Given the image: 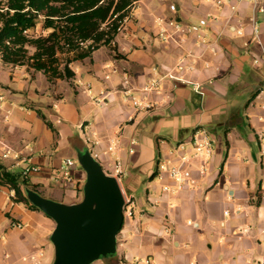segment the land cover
<instances>
[{
  "label": "crops",
  "instance_id": "obj_1",
  "mask_svg": "<svg viewBox=\"0 0 264 264\" xmlns=\"http://www.w3.org/2000/svg\"><path fill=\"white\" fill-rule=\"evenodd\" d=\"M257 1L264 9V0ZM172 3L186 23H198L209 15L218 19L207 29L208 37L218 40V54L208 52L198 61L197 78L205 94L188 86L174 88L166 81L149 96L152 108L137 110L124 94L125 78L140 90L157 71L164 74L174 67L188 49L200 54L192 38L183 45L164 44L157 38L156 19L170 16ZM252 18L264 43V12L254 11L250 3L232 14L210 0H139L131 20L112 43L115 50L102 46L90 57L73 61V79L51 84L41 72L7 66L0 60V155L8 146L39 168L27 178L29 189L73 204L81 199L86 174L77 164L68 172L70 179L65 177L66 160L76 161L77 151L90 150L98 154L108 174L113 173L115 159L123 161L121 187L135 198L136 213L118 236L117 256L102 264H146L148 258L153 264H264V162L261 155L257 161L249 147L255 143L260 148L257 133L264 130V64L254 65L260 48L253 39ZM239 28L244 36L234 32ZM64 57L73 60L74 54ZM205 61L211 64L208 70ZM229 88L232 95L253 92L244 111L233 112L228 124L240 125L239 114L246 115L249 133L237 138L228 129L226 135L228 148L248 144V151L237 161L228 153L222 162L224 150L215 143L206 176L195 172L197 188L163 194L160 183L153 191L144 189L147 181L156 180L159 155L175 144L155 136L146 123L157 119L160 129L167 126L174 134L176 144L187 141L196 127H205L223 113L221 100ZM105 92L107 104L99 106L95 99ZM135 93L142 96L140 91ZM256 102H263L259 109H254ZM141 113L146 116L140 118ZM179 134L183 137L178 138ZM110 146L115 148L113 153L108 151ZM0 168L23 181L14 160L0 161ZM12 190L0 184V264H53L50 237L55 223L17 201V194L13 199ZM139 193L142 197H137Z\"/></svg>",
  "mask_w": 264,
  "mask_h": 264
},
{
  "label": "built area",
  "instance_id": "obj_2",
  "mask_svg": "<svg viewBox=\"0 0 264 264\" xmlns=\"http://www.w3.org/2000/svg\"><path fill=\"white\" fill-rule=\"evenodd\" d=\"M214 5L222 10H228L232 14H236L240 11L242 4L250 3L253 6L254 11L264 12V9L259 6L257 0H210ZM137 2L133 4L127 15L121 21L119 32H121L126 24L131 20L133 10ZM170 16H160L156 19L157 26V38L164 44L174 43L183 45L192 38L193 48L199 50L200 54H196L193 49H188L184 56H182L176 65L167 70L164 74H157L146 82V84L140 89L136 90L132 87V83L129 77L125 78L123 85L125 87L124 94L137 110H150L152 105L149 102V96L157 93L166 81H170L174 88L179 86H188L195 93L204 96L205 92L203 85L198 80V61L201 60L206 53H211L216 56L218 54V40L210 39L207 35V29L210 24L216 23L218 19L215 16L209 15L207 18L201 19L198 23H186L183 21L178 13L177 4L172 3L169 5ZM118 16L114 17V20ZM252 28L253 39L260 48V55L254 58V65L260 66L264 64V43L261 40L259 25L255 18L250 20ZM234 32L238 36H244V30L242 28L235 29ZM211 68V64L208 61L204 62V69ZM156 71V69H154ZM136 91L142 93L141 97L136 96ZM109 94L102 93L100 97L95 99L99 106H105L107 104ZM0 100H3L0 97ZM260 155L264 162V130L257 133ZM136 142L133 141L132 145ZM94 146H98V142L93 143ZM115 148L110 146L108 151L113 153ZM95 159L98 158V154L91 152ZM215 154V140L211 136L207 128L199 126L196 127L190 138L187 141L179 142L172 146L168 152L164 155L161 153L158 157L156 164V177L162 182L163 194H178L186 190H193L198 186V179L195 177V172H198L199 176L205 177L208 173L211 162L213 161ZM12 159L15 161V167H20V178L27 179L30 175L39 172V168L32 165L31 159L23 158L21 152L15 151L8 146L4 147L0 155V161ZM77 165V162L69 159L66 160L63 170L65 171V177L70 179L68 174L69 170ZM113 173L108 174L115 177L120 186L123 176L125 175L124 163L120 158L115 159V162L111 164ZM105 171V170H104ZM122 189V187H121ZM123 191V189H122ZM125 221L132 220L136 213L137 203L133 196L125 194ZM12 198H16V191L12 190ZM229 215V211L225 212V216ZM191 225V222L189 223ZM224 225V223H223ZM17 228H24L23 225L17 224ZM264 245V230L262 232ZM146 264H153L151 259L145 260Z\"/></svg>",
  "mask_w": 264,
  "mask_h": 264
},
{
  "label": "trees",
  "instance_id": "obj_3",
  "mask_svg": "<svg viewBox=\"0 0 264 264\" xmlns=\"http://www.w3.org/2000/svg\"><path fill=\"white\" fill-rule=\"evenodd\" d=\"M137 1L0 0V60L41 72L51 84L73 79V61L102 46L113 47L121 21ZM70 54L73 60L64 57ZM0 184L13 188L17 201L38 210L25 195L27 179L20 183L18 176L0 168Z\"/></svg>",
  "mask_w": 264,
  "mask_h": 264
},
{
  "label": "water",
  "instance_id": "obj_4",
  "mask_svg": "<svg viewBox=\"0 0 264 264\" xmlns=\"http://www.w3.org/2000/svg\"><path fill=\"white\" fill-rule=\"evenodd\" d=\"M76 161L86 174L80 201L65 204L28 188L25 195L55 223L50 237L53 264L108 263L117 256L118 236L125 224L124 194L90 150L77 151Z\"/></svg>",
  "mask_w": 264,
  "mask_h": 264
},
{
  "label": "rangeland",
  "instance_id": "obj_5",
  "mask_svg": "<svg viewBox=\"0 0 264 264\" xmlns=\"http://www.w3.org/2000/svg\"><path fill=\"white\" fill-rule=\"evenodd\" d=\"M38 34L39 33H37V35ZM257 87L258 86H256V88ZM250 90H252V88ZM253 90H254V87H253ZM232 93H233L232 90L229 88V94L221 100L223 103V106H224L223 113H221L219 115H215L214 117H212V122L205 126L207 128V130L210 132L213 139L215 140V143H219L218 146H220V148H223V150H224L222 162L225 160L226 155L228 153L230 154V156H229L230 159L232 156V158L235 161H237L238 157H241L243 152L248 151V144L246 145V147L235 148L232 146L231 147L232 150L230 148H228L226 135L229 131L228 129H232V133L237 138L242 137V136L246 135L247 133H249L250 127H249L248 118L246 115L239 114L241 119H242V123L244 124V126L241 123L240 125L229 127L228 124H229V121L231 119H233V117H234L233 112L237 111V109L240 110L241 112L244 111L245 105L249 102V99L252 97L253 92H248V93L244 94L243 96H238V94L232 95ZM244 96H246V98H244ZM206 101H207V97L205 99V102ZM196 102L194 105V109H196L198 111L200 106ZM260 103H263V102H256V107H254V109L255 108L259 109L258 107H259ZM194 109L192 110L191 114L194 112ZM252 109H253V107H252ZM188 114H189V112L184 113L182 115L187 116ZM139 116H140V118H144V116H146V115L144 113H141ZM235 116L237 117V114ZM153 120L154 121H148L146 123V125L149 124L148 127L151 131L154 132V135L158 136V137L169 139V140L173 141V143H175L174 145H176L177 140L174 138V136H173L174 134L168 130V127L164 126L163 128L160 129L157 119H153ZM181 137H183V135L179 134L178 138H181ZM221 139H222V143H221V141L218 142ZM230 142H231V140H230ZM250 145H251V146H249L250 151L252 152L254 158L258 161L257 157L260 156V148H258L255 143L254 144L252 143ZM168 151H169V149L166 152H168ZM164 153L165 152H163V155H164ZM160 183H161V186H163L162 182L156 177V180L147 181L144 184L145 185L144 189H149L150 191H153L154 190L153 188L155 186L159 187ZM81 197H82V194H81ZM137 197H142V194L139 193L137 195ZM95 264H102V263L97 262Z\"/></svg>",
  "mask_w": 264,
  "mask_h": 264
}]
</instances>
